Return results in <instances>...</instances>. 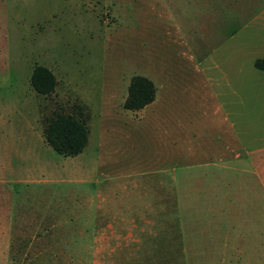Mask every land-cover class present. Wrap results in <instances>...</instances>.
<instances>
[{
  "label": "rangeland",
  "instance_id": "rangeland-1",
  "mask_svg": "<svg viewBox=\"0 0 264 264\" xmlns=\"http://www.w3.org/2000/svg\"><path fill=\"white\" fill-rule=\"evenodd\" d=\"M258 58L264 0H0V264H264ZM38 64L57 77L49 95L31 85ZM135 75L154 81L158 106L168 85L180 104L183 77L212 75L229 94L244 79L232 96L252 161L233 178L226 163L182 172L161 108L123 106ZM60 111L87 119L77 156L44 137Z\"/></svg>",
  "mask_w": 264,
  "mask_h": 264
},
{
  "label": "crops",
  "instance_id": "crops-1",
  "mask_svg": "<svg viewBox=\"0 0 264 264\" xmlns=\"http://www.w3.org/2000/svg\"><path fill=\"white\" fill-rule=\"evenodd\" d=\"M243 82L244 79H241L236 89L235 84L228 82L229 87L226 86L231 91L229 94L219 90V79L212 75L183 77L181 82L174 85V92L179 96V105L171 104V99L167 98V93L171 92L167 89L168 85L163 87L162 106H158L157 88L155 100L134 111L161 108L157 113L161 114L163 138L172 147L171 159L184 163L182 172L191 171L193 168L208 171L213 169L215 163H226L227 176L233 178L235 163L251 162L254 152L249 148L248 113L246 115L244 109L235 107L232 96L236 93L240 98L245 90ZM261 160H264V156L260 157L259 161ZM5 170V178L9 174H20L11 167L6 166ZM34 170H37L36 167ZM254 177L257 178L255 175Z\"/></svg>",
  "mask_w": 264,
  "mask_h": 264
},
{
  "label": "trees",
  "instance_id": "trees-1",
  "mask_svg": "<svg viewBox=\"0 0 264 264\" xmlns=\"http://www.w3.org/2000/svg\"><path fill=\"white\" fill-rule=\"evenodd\" d=\"M255 66L264 70V58H258ZM30 82L32 87L43 95L54 92L57 77L47 66L38 64L34 67ZM157 87L152 79L144 75L132 77L124 108L139 110L153 102L156 98ZM90 129L87 119L80 111L78 114L63 111L46 119L44 137L48 144L59 154L76 156L83 152L88 145Z\"/></svg>",
  "mask_w": 264,
  "mask_h": 264
}]
</instances>
